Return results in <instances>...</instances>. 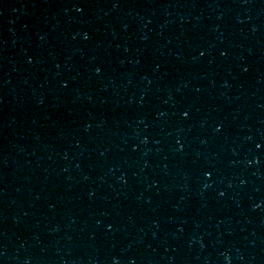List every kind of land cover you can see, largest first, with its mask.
<instances>
[{
    "label": "water",
    "instance_id": "water-1",
    "mask_svg": "<svg viewBox=\"0 0 264 264\" xmlns=\"http://www.w3.org/2000/svg\"><path fill=\"white\" fill-rule=\"evenodd\" d=\"M114 262L264 264V0H0V264Z\"/></svg>",
    "mask_w": 264,
    "mask_h": 264
},
{
    "label": "clouds",
    "instance_id": "clouds-1",
    "mask_svg": "<svg viewBox=\"0 0 264 264\" xmlns=\"http://www.w3.org/2000/svg\"><path fill=\"white\" fill-rule=\"evenodd\" d=\"M225 260H227V257H225ZM114 264H115V262H114Z\"/></svg>",
    "mask_w": 264,
    "mask_h": 264
},
{
    "label": "snow or ice",
    "instance_id": "snow-or-ice-1",
    "mask_svg": "<svg viewBox=\"0 0 264 264\" xmlns=\"http://www.w3.org/2000/svg\"><path fill=\"white\" fill-rule=\"evenodd\" d=\"M77 10H79V9H77ZM259 147V146H258Z\"/></svg>",
    "mask_w": 264,
    "mask_h": 264
}]
</instances>
